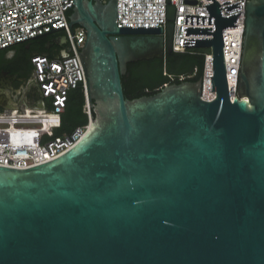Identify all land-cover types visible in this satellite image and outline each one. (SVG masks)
I'll list each match as a JSON object with an SVG mask.
<instances>
[{"label":"water","instance_id":"1","mask_svg":"<svg viewBox=\"0 0 264 264\" xmlns=\"http://www.w3.org/2000/svg\"><path fill=\"white\" fill-rule=\"evenodd\" d=\"M73 3L68 23L38 25L50 30L31 37L85 28L78 55L92 123L55 159L0 165V264H264V0L246 1L233 101L221 28L235 27L240 11L221 8L240 1L184 14L183 24H213L183 26V35L212 37L182 41L212 53L210 101L201 79L124 97L128 63L172 52L173 8L164 43L162 26L118 27L116 0ZM11 101L0 90V107H17Z\"/></svg>","mask_w":264,"mask_h":264},{"label":"built area","instance_id":"2","mask_svg":"<svg viewBox=\"0 0 264 264\" xmlns=\"http://www.w3.org/2000/svg\"><path fill=\"white\" fill-rule=\"evenodd\" d=\"M217 1L221 7L237 1H240L238 5H241L229 11L221 8L222 16L240 11L235 27L221 28L227 90L230 100L233 101L238 93L248 0ZM223 1L229 2L222 4ZM212 2L213 0H116V25L162 26L165 43L168 9L173 8L171 48L174 52H183L196 47L182 46L183 38L212 37V34L183 35V26H213L183 24L184 14L208 15L205 4ZM73 6V0H0V47L4 46L0 49L25 42L35 38L31 36L50 30L49 24L36 27L38 25L56 19L59 20L51 22L53 28L65 25L69 22ZM53 32H59L57 38L65 37L66 55H60L66 51L61 48L55 56L36 54L30 58L38 98L12 109L0 110V165L27 168L55 159L71 149L92 123L85 92L86 75L78 55L86 40L85 28L74 25L48 33ZM204 49L208 52L203 53L201 98L210 101L215 97L210 78L213 76L212 53L209 48ZM79 86L84 92L83 112L86 122L77 125L69 133L56 134L57 129L61 127V115L67 103L68 93Z\"/></svg>","mask_w":264,"mask_h":264},{"label":"trees","instance_id":"3","mask_svg":"<svg viewBox=\"0 0 264 264\" xmlns=\"http://www.w3.org/2000/svg\"><path fill=\"white\" fill-rule=\"evenodd\" d=\"M59 32L41 35L25 42L16 43L6 49H0V66L22 79L33 74L30 58L36 54L55 56L60 48L48 50L46 45L58 37ZM29 43H31L29 45ZM204 48H191L183 52L165 53L162 58H152L130 62L127 71L121 76L125 98L134 99L158 93L168 84L183 81L196 82L202 77ZM183 76L184 78H180ZM37 90L32 99H37ZM84 92L81 86L71 89L67 103L61 115V127L56 134L71 132L77 125L86 122L83 112Z\"/></svg>","mask_w":264,"mask_h":264},{"label":"flooded vegetation","instance_id":"4","mask_svg":"<svg viewBox=\"0 0 264 264\" xmlns=\"http://www.w3.org/2000/svg\"><path fill=\"white\" fill-rule=\"evenodd\" d=\"M30 44L31 43H29V45ZM46 46L48 47V50H53L55 47L61 49L60 46L53 42H48ZM63 48H65L67 52L66 45H64ZM0 90L9 93L12 98L10 103L13 105L20 106L28 103L33 100L32 95L36 92V84L33 79V74L28 78L22 79L0 66ZM1 109L2 108L0 107V110Z\"/></svg>","mask_w":264,"mask_h":264},{"label":"rangeland","instance_id":"5","mask_svg":"<svg viewBox=\"0 0 264 264\" xmlns=\"http://www.w3.org/2000/svg\"><path fill=\"white\" fill-rule=\"evenodd\" d=\"M206 52H208V50H205Z\"/></svg>","mask_w":264,"mask_h":264}]
</instances>
